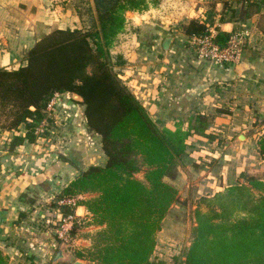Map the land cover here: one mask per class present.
<instances>
[{
	"label": "trees",
	"instance_id": "16d2710c",
	"mask_svg": "<svg viewBox=\"0 0 264 264\" xmlns=\"http://www.w3.org/2000/svg\"><path fill=\"white\" fill-rule=\"evenodd\" d=\"M161 1L67 0L81 26L41 34L26 52L24 64L0 67V128L15 132L10 149L42 136L39 128L55 93H77L83 99L75 102L84 106L86 125L100 136L107 159L103 165L81 170L58 198H75V207L86 209L85 217L74 220L70 236L76 234L81 219L84 226H98L92 244L78 253L93 264H156L151 258L157 234L179 200L178 189L165 176L180 163L188 138L207 135L215 119L213 114L196 113L189 118L187 129L160 127L120 76L125 59L113 53V48L126 29L127 13L143 12ZM219 1L223 3L220 11ZM231 6L230 0H209L205 18L189 19L182 26L183 33L190 38L215 28V40L225 46L231 32L216 20L219 15L220 23L229 20ZM21 130L24 133H17ZM258 146L264 160V133ZM53 171L16 176L25 179L24 192L30 194L33 185L43 186ZM140 172L143 179L137 176ZM241 177L236 184L201 197L190 243L175 257V264H264V178L249 173ZM17 178L8 188L14 189V196L6 199L10 194L0 195V204L18 198L21 186ZM6 189L0 192L9 193ZM85 194L90 196L79 197ZM20 202L35 204L33 200ZM68 207L61 204L64 215ZM5 210L0 238L8 239L14 233L27 239L30 232L21 225L27 211ZM9 215L14 225L4 223ZM59 252L56 248L50 264H57L54 259ZM0 264H11L2 249Z\"/></svg>",
	"mask_w": 264,
	"mask_h": 264
},
{
	"label": "crops",
	"instance_id": "0c3cea01",
	"mask_svg": "<svg viewBox=\"0 0 264 264\" xmlns=\"http://www.w3.org/2000/svg\"><path fill=\"white\" fill-rule=\"evenodd\" d=\"M66 1L0 0V67L16 68L24 64L26 52L41 34L55 28L80 27V18ZM208 1L164 0L143 12L130 11L126 29L113 48V53L125 59L120 68L121 78L160 127L187 129L192 115H215L207 135L190 136L180 163L165 176L178 189L179 200L162 222L151 260L161 254L157 251L161 243L171 239L167 233L170 229L166 227L180 213L185 215L194 208L197 199L236 184L244 173L264 178V160L258 146L259 137L264 133V3L252 0L243 4L241 0H230L233 10L229 20L220 23V15L217 17L216 24L223 30L240 32L245 37L240 61L220 64L197 57L182 29L193 17L205 18ZM222 8L223 3L219 1L217 10ZM211 30L217 33L215 28ZM168 37L171 42L165 48ZM63 97L67 100L60 102V106L83 112L84 106L75 102L73 94ZM83 117L80 127L85 122ZM14 134V131H0V174L5 175L0 186L10 188L18 173L38 175L54 168L53 175L41 186L45 201L49 197L56 202L55 196L81 170L103 165L107 159L100 136L93 132L88 135L82 131L81 138L71 143L82 154L79 162L61 154L57 150L59 145L51 138L48 141L39 137L35 142L25 141L10 149ZM10 202L9 208L18 203L15 209L18 212L31 209L17 197ZM50 208L46 203L34 204L31 215L21 224L30 232L27 239L14 233L6 236L8 239L0 238V248L9 256L11 264H50L56 249V231L52 230L53 237L49 239L46 238L48 230L43 228L42 232L37 226H48L53 220ZM76 209L79 216L86 213L84 206Z\"/></svg>",
	"mask_w": 264,
	"mask_h": 264
},
{
	"label": "rangeland",
	"instance_id": "374dc122",
	"mask_svg": "<svg viewBox=\"0 0 264 264\" xmlns=\"http://www.w3.org/2000/svg\"><path fill=\"white\" fill-rule=\"evenodd\" d=\"M164 0L161 1V3ZM208 3L207 2V8L208 9ZM72 100V98H70ZM65 100H67L66 97H63L59 100L61 102H64ZM78 109V108H77ZM76 110H71L66 108L64 105L60 106L57 105L55 106V109L53 111H48L46 113V119L48 120L49 126L47 127L46 130L42 131L40 137H45L47 138L48 141H50L51 139H55V142L59 145V147L57 148V150L63 155L67 154L68 156H70L71 159H73V161L79 162V159L82 154L79 152V150H75L72 146L71 143H73L74 139L81 138L82 135V131L85 134H90V132L92 133V131H90L86 125V121L83 122V126L82 129L79 126V121H82V117H83V112H79ZM85 118V117H83ZM68 123H66L67 121ZM70 123V124H69ZM61 125V127H60ZM55 130H53V129ZM23 129V127H22ZM52 129V130H51ZM0 131H4L3 129L0 128ZM87 131V132H86ZM17 133H24V130L18 131ZM92 142V141H91ZM4 144H2L3 146ZM3 148V147H1ZM102 149V148H101ZM2 150V149H0ZM1 164V161H0ZM54 173V171H53ZM52 173V175H53ZM144 173L140 172L137 174V176L141 179L144 178ZM5 175L0 174V183L3 181V177ZM17 178V176H16ZM18 180H20V184H18L19 186H21L20 191H19V196L21 194V196H18V201L20 202V200H26V201H34L35 204H45L48 206H52V208L49 209V211L52 212L50 218L53 219L51 222H49L48 226H42V225H37L39 230L41 231L42 228V232H43V228L44 230H48L49 234L46 235V238L48 237L49 239H52V230L56 231V248L57 250H62L66 253V256L63 257L62 259L60 258L57 262V264L62 263V264H73L75 260H81L84 262V264H93L91 261H89V259L87 258H81L79 257L78 253L79 251H83L86 250L85 248L89 247L92 244V238H93V234L95 233V231L98 229V226H84V222H82V219L79 221L78 223V228L76 230V234L73 236L69 235H65L64 237H60L58 232L61 231L62 229V225L64 224L62 221V217L64 216V213L62 212L61 209V204L63 203L62 198H58L60 193L55 196L56 197V201L55 202V198H49L46 197V201L45 196L43 197V187H41V185H36L34 184L32 187V191L29 193H25V179L22 178H17ZM45 188V187H44ZM1 189H6L5 186H0V190ZM7 192L9 193H4L5 190L0 192V195H4V194H10L6 196V199H9V196H14L13 194H11V192L13 193L14 189H6ZM23 192V193H22ZM26 194V196H25ZM89 194H85L82 196H79L80 198H86L89 197ZM201 197L199 199L196 200V206L194 208H192L191 210L186 211L185 215L184 214H179L178 218L176 219L175 222H172L171 225H169L168 227H166L167 229L169 228L170 230L167 231V233L170 235L171 239L162 244L161 243V249L159 248L157 251L160 252L161 254L157 256L158 259H153L154 262H156V264H175V257L177 256H181L183 254L184 249L189 245L190 243V239H191V230L192 227L194 225V221H195V209L199 204ZM3 202V201H2ZM65 203V201H64ZM11 204L8 203V201H5L3 203L0 204V219L6 218V216L3 213V210L7 209L8 212L9 211H14L15 213H18V210H15L17 208V204L15 206H11L10 208H7L8 205ZM53 205H57L55 208L53 207ZM69 207L67 208V214H74V218H73V222H72V226L70 228V231L73 227V223L74 220L77 217H85L86 213L84 215L79 216L77 214V207H75L74 204L68 203L67 204ZM29 207L31 209L27 210V216L31 215L32 213V209H34V207L31 205H29ZM203 207V204H202ZM54 209V211H53ZM29 211V212H28ZM80 212H82V210H80ZM63 213V214H62ZM59 214V216H58ZM13 218V216L11 217V215H9L8 220L9 221H5L4 223L7 225H14V223L11 221V219ZM59 218V219H58ZM182 222H181V221ZM55 222V223H54ZM41 224V222H39ZM44 225V224H43ZM23 227V226H22ZM25 228V226H24ZM162 229V228H161ZM69 231V232H70ZM161 231V230H160ZM159 231V232H160ZM158 232V234H159ZM36 234V233H35ZM34 234V236H35ZM158 234H157V239H158ZM41 236V235H40ZM39 237V235H36V238ZM1 249V248H0ZM55 253V251H54ZM54 255V254H53ZM9 257V256H8Z\"/></svg>",
	"mask_w": 264,
	"mask_h": 264
},
{
	"label": "built area",
	"instance_id": "2783aa9c",
	"mask_svg": "<svg viewBox=\"0 0 264 264\" xmlns=\"http://www.w3.org/2000/svg\"><path fill=\"white\" fill-rule=\"evenodd\" d=\"M243 1L247 3L252 0H243ZM215 36H216V32L211 30L209 34L201 35V36H192L189 38L188 40L189 44L196 53L197 57L220 64H234L239 62L242 57L243 49H244V43H245L244 35L236 31L231 32L230 37L225 46H220L215 40ZM65 94L71 95L72 93L69 92L55 93L47 106V110L53 111L55 109V106L59 105V103L61 102L59 100ZM48 125L49 123L48 120L46 119L43 121L39 130L41 132L46 130ZM64 201L74 205L76 204L75 198H67L64 199L63 202ZM74 216H75L74 214H69V215H64L62 217V221L64 224L62 225L61 231L58 232L60 237L69 235L70 233L69 231L72 226Z\"/></svg>",
	"mask_w": 264,
	"mask_h": 264
},
{
	"label": "water",
	"instance_id": "95a60500",
	"mask_svg": "<svg viewBox=\"0 0 264 264\" xmlns=\"http://www.w3.org/2000/svg\"><path fill=\"white\" fill-rule=\"evenodd\" d=\"M170 42H171V38L168 37L164 43L165 48H168ZM73 98L76 101H82L83 100L82 97L77 93H73ZM0 221H1V219H0ZM1 231L2 230L0 229V233H1ZM65 256H66V253L60 249V252L56 255V257L54 259V263H57L60 258L62 259ZM73 264H84V262L81 260H75Z\"/></svg>",
	"mask_w": 264,
	"mask_h": 264
}]
</instances>
